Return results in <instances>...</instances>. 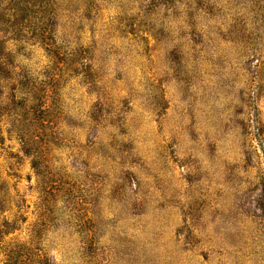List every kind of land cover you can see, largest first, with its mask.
I'll return each instance as SVG.
<instances>
[{"label":"rangeland","instance_id":"obj_1","mask_svg":"<svg viewBox=\"0 0 264 264\" xmlns=\"http://www.w3.org/2000/svg\"><path fill=\"white\" fill-rule=\"evenodd\" d=\"M0 264H264V0H0Z\"/></svg>","mask_w":264,"mask_h":264}]
</instances>
